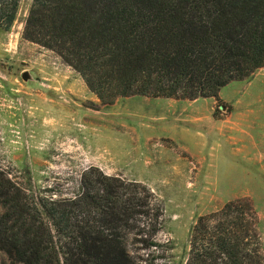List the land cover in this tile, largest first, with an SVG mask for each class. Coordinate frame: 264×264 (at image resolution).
I'll list each match as a JSON object with an SVG mask.
<instances>
[{
  "label": "trees",
  "instance_id": "1",
  "mask_svg": "<svg viewBox=\"0 0 264 264\" xmlns=\"http://www.w3.org/2000/svg\"><path fill=\"white\" fill-rule=\"evenodd\" d=\"M19 2L0 0L1 29ZM21 37L54 52L102 103L216 97L264 67V0H31ZM162 220L146 185L94 165L73 192L42 195L0 167L1 264H142L143 250L172 248L156 239ZM188 246L184 264H264L247 199L197 216Z\"/></svg>",
  "mask_w": 264,
  "mask_h": 264
},
{
  "label": "rangeland",
  "instance_id": "2",
  "mask_svg": "<svg viewBox=\"0 0 264 264\" xmlns=\"http://www.w3.org/2000/svg\"><path fill=\"white\" fill-rule=\"evenodd\" d=\"M30 2L0 28V167L40 195L73 192L90 165L146 185L163 209L156 239L172 248L143 250L142 264H184L197 216L239 198L257 211L264 249V67L216 97L102 103L54 52L21 37Z\"/></svg>",
  "mask_w": 264,
  "mask_h": 264
},
{
  "label": "water",
  "instance_id": "3",
  "mask_svg": "<svg viewBox=\"0 0 264 264\" xmlns=\"http://www.w3.org/2000/svg\"><path fill=\"white\" fill-rule=\"evenodd\" d=\"M27 76H28L27 71H23L22 74H21L22 79H26Z\"/></svg>",
  "mask_w": 264,
  "mask_h": 264
}]
</instances>
